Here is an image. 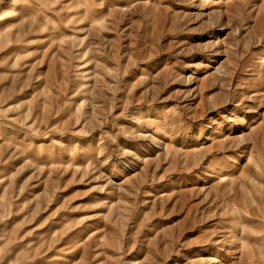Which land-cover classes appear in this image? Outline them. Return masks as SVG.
<instances>
[{
	"label": "rangeland",
	"instance_id": "obj_1",
	"mask_svg": "<svg viewBox=\"0 0 264 264\" xmlns=\"http://www.w3.org/2000/svg\"><path fill=\"white\" fill-rule=\"evenodd\" d=\"M0 264H264V0H0Z\"/></svg>",
	"mask_w": 264,
	"mask_h": 264
},
{
	"label": "bare ground",
	"instance_id": "obj_2",
	"mask_svg": "<svg viewBox=\"0 0 264 264\" xmlns=\"http://www.w3.org/2000/svg\"><path fill=\"white\" fill-rule=\"evenodd\" d=\"M228 119H230L231 121H235V120H234V118H231V117H230V118H228ZM138 158H139V157H138Z\"/></svg>",
	"mask_w": 264,
	"mask_h": 264
}]
</instances>
